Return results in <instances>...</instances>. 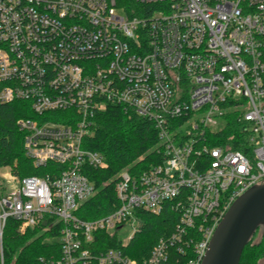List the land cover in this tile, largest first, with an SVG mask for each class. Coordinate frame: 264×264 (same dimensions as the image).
I'll return each instance as SVG.
<instances>
[{"label":"built area","instance_id":"obj_1","mask_svg":"<svg viewBox=\"0 0 264 264\" xmlns=\"http://www.w3.org/2000/svg\"><path fill=\"white\" fill-rule=\"evenodd\" d=\"M135 1L154 6L149 17L115 0H0V105H29L35 118L18 123L25 155L52 165L45 177L10 171L11 191L0 184V264L9 219L21 235L61 225L60 257L39 264H140L125 254L138 213L166 205L178 221L144 264H203L232 204L264 183V0ZM109 106L154 125L160 163L121 172L117 208L85 220L96 193L86 174L108 164L84 141ZM232 115L238 135L223 136Z\"/></svg>","mask_w":264,"mask_h":264},{"label":"trees","instance_id":"obj_2","mask_svg":"<svg viewBox=\"0 0 264 264\" xmlns=\"http://www.w3.org/2000/svg\"><path fill=\"white\" fill-rule=\"evenodd\" d=\"M129 17H149L154 6L140 5L135 0H115ZM238 117V115H237ZM35 118L29 105L25 102L0 105V169L9 168L11 173L20 179L38 176L45 177L51 168H35L24 151L25 134L18 128L19 121ZM222 132L223 136L238 135V123L234 115ZM244 139L243 136H241ZM158 133L154 125L145 119L129 116L119 106H109L95 118L92 135L84 141V147L100 153L108 164L107 169H89L86 174L94 184L95 195L84 204L79 216L92 220L109 214L118 206L115 186L119 174L125 170L135 176L160 163V157L154 152L158 144ZM226 140L217 144L227 145ZM242 150L238 142L230 146ZM141 232L126 248L125 254L137 259L140 264L150 257L153 247L161 238L174 230L178 214L166 205L160 215L139 212ZM19 222L9 219L4 231L5 264H39L40 258H59L61 244L59 242L61 225L49 232H44L45 224L28 229L23 235L19 233ZM257 235V233H256ZM253 237L244 249L240 264H260L264 260V232L259 242ZM102 249L112 246L106 235L101 238Z\"/></svg>","mask_w":264,"mask_h":264},{"label":"water","instance_id":"obj_3","mask_svg":"<svg viewBox=\"0 0 264 264\" xmlns=\"http://www.w3.org/2000/svg\"><path fill=\"white\" fill-rule=\"evenodd\" d=\"M259 230L264 232V183L232 204L214 233L203 264H240L244 249Z\"/></svg>","mask_w":264,"mask_h":264},{"label":"rangeland","instance_id":"obj_4","mask_svg":"<svg viewBox=\"0 0 264 264\" xmlns=\"http://www.w3.org/2000/svg\"><path fill=\"white\" fill-rule=\"evenodd\" d=\"M10 173V170L8 169V168H2V169H0V184L2 185V187H7V190L8 191H11V189H13V187L11 186V185H13V184H7V180H5L4 181V177H5V175L7 174H9ZM15 186H16V184H15ZM137 225V224H136ZM136 227V226H135ZM134 228L133 227H131L130 225H128V226H126L125 228H123L120 232H119V237H120V239H122V240H124V241H126V240H128V238L132 235V233H133V230ZM261 235H262V231L261 230H259L258 232H257V235H256V237H255V239H254V243H257V242H259V240H260V238H261ZM260 264H264V260L260 263Z\"/></svg>","mask_w":264,"mask_h":264}]
</instances>
